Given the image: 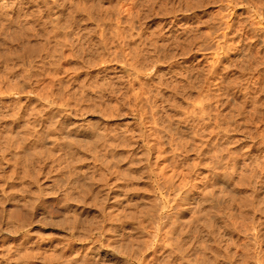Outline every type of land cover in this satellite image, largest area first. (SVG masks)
<instances>
[{
	"label": "rangeland",
	"instance_id": "1",
	"mask_svg": "<svg viewBox=\"0 0 264 264\" xmlns=\"http://www.w3.org/2000/svg\"><path fill=\"white\" fill-rule=\"evenodd\" d=\"M263 88L264 0H0V264H264Z\"/></svg>",
	"mask_w": 264,
	"mask_h": 264
},
{
	"label": "bare ground",
	"instance_id": "2",
	"mask_svg": "<svg viewBox=\"0 0 264 264\" xmlns=\"http://www.w3.org/2000/svg\"><path fill=\"white\" fill-rule=\"evenodd\" d=\"M252 1H253V0H252ZM254 3H255V2H254ZM251 18H252V17H251ZM259 23H260V22H259ZM260 24H261V23H260ZM226 27H227V26H226ZM228 27H229V28L231 27L230 24H229ZM226 37H227V36H226ZM232 44H233V43H232ZM228 45H229V43H228ZM231 48H232V47H231ZM246 49H247V48H246ZM159 55H160V54H159ZM159 57H160V56H159ZM218 58H219V57H218ZM241 60H242V59H241ZM159 61H160V60H159ZM217 61H219V60H217ZM220 61H221V60H220ZM220 61H219V62H220ZM215 63H216V61H215ZM261 63H262V62H261ZM135 64H136V63H135ZM240 64H241V63H240ZM248 65H249V64H248ZM243 67H244V66H243ZM244 68H246V67H244ZM133 69H134V67H133ZM254 70H256V69H254ZM136 71H137V70H136ZM216 71H217V69H216ZM241 71H242V70H241ZM243 71H244V69H243ZM209 72H211V71H209ZM209 72H208V73H209ZM217 72H218V71H217ZM217 72H216V73H217ZM224 72H225V71H224ZM230 72H231V71H230ZM230 72H229V73H230ZM260 72H261V71H260ZM214 73H215V72H214ZM211 75H213V72H212ZM215 75H216V74H215ZM220 75H221V73H220ZM224 76H225V75H224ZM251 76H252V75H251ZM172 77H173V76H172ZM161 78H162V77H161ZM219 78H220V77H219ZM250 78H251V77H250ZM256 78H257V77H256ZM184 79H186V77H185ZM224 79H225V78H224ZM217 80H218V79H217ZM226 80H227V79H226ZM222 81H223V80H222ZM222 81H221V82H222ZM219 82H220V81H219ZM220 84H221V83H220ZM235 84H236V83H235ZM248 84H249V83H248ZM182 85H183V83H182ZM187 85H188V84H187ZM187 85H186V86H187ZM191 85H192V84H191ZM172 86H173V85H172ZM229 86H230V85H229ZM260 86H261V85H260ZM188 87H189V85H188ZM223 87H224V86H223ZM247 88H248V87H247ZM260 88H261V87H260ZM263 89H264V88H263ZM186 90H187V89H186ZM247 90H248V89H247ZM244 92H245V91H244ZM247 92H248V91H247ZM178 94H179V93H178ZM180 94H181V93H180ZM175 96H176V94H175ZM258 97H259V96H258ZM255 100H256V99H255ZM255 100H254V102H255ZM168 102H169V101H168ZM219 102H220V101H219ZM252 102H253V101H252ZM207 103H208V102H207ZM239 103H240V102H239ZM244 103H246V101H245ZM236 105H237V104H236ZM239 106H240V105H239ZM259 106H260V105H259ZM257 107H258V106H257ZM254 108H255V107H254ZM246 111H247V110H246ZM199 112H200V111H199ZM241 112H242V111H241ZM252 112L255 113L256 110L254 111V109H253ZM245 113H246V112H245ZM254 113H253V114H254ZM257 113H258V111H257ZM200 114H201V113H200ZM242 114H243V113H242ZM258 115H260V114H258ZM203 116H204V115H203ZM238 117H239V116H238ZM245 117H247V116H245ZM243 118H244V117H243ZM262 118H263V117H262ZM220 119H221V118H220ZM231 119H232V118H231ZM244 119H245V118H244ZM246 119H247V118H246ZM248 119H249V118H248ZM248 119H247V120H248ZM250 119H251V118H250ZM250 119H249V120H250ZM239 120H240V119H239ZM231 121H232V120H231ZM215 122H216V121H215ZM229 122H230V121H229ZM248 122H249V121H248ZM231 123H232V122H231ZM220 124H221V123H220ZM220 124H219V125H220ZM239 124H240V123H239ZM239 127H240V125H239ZM231 128H232V127H231ZM246 133H247V131H246ZM217 134H218V133H217ZM250 134H251V133H250ZM250 134H249V135H250ZM246 135H247V134H246ZM247 136H248V135H247ZM263 139H264V138H263ZM243 140H244V139H243ZM251 142H252V140H251ZM243 147H244V146H243ZM245 149H246V148H245ZM244 152H245V151H244ZM221 157H222V156H221ZM232 157H233V156H232ZM217 162H218V161H217ZM221 162H222V161H221ZM250 165H251V164H250ZM231 167H232V166H231ZM251 171H252V170H251ZM251 173H252V172H251ZM217 177H219V176H217ZM217 177H216V178H217ZM217 179L221 182L220 184H222L223 187H227V181H226L225 179H222V180H221V178H220V179L217 178ZM211 185H213V184H211ZM216 188H217V187H216ZM209 193H210V192H209ZM206 194H207V193H206ZM207 195H208V194H207ZM205 197H206V196H205ZM211 198H212V197H211ZM223 198H224V197H223ZM226 201H227V200H226ZM246 201H247V200H246ZM217 204H218V202H217ZM220 206H221V205H220ZM245 209H246V208H245ZM230 212H231V211H230ZM230 214H231V213H230ZM210 215H211V214H210ZM231 215H232V214H231ZM207 217H208V216H207ZM188 223H189V222H188ZM190 224H191V223H190ZM190 226H191V225H190ZM200 227H201V226H200ZM199 229H200V228H199ZM180 230H181V229H180ZM197 231H198V230H197ZM179 233H180V232H179ZM176 247H177V246H176ZM181 247H182V246H181ZM170 248H171V247H170ZM172 250H174V249H172ZM177 250L179 251V247H178ZM133 252H134V251H133ZM174 253H175V252H174ZM181 253H182V252H181ZM130 254H131V253H130ZM115 256H116V255H115ZM173 256H174V255H173ZM178 256H179V255H178ZM138 258H139V257H138ZM124 263H125V262H124Z\"/></svg>",
	"mask_w": 264,
	"mask_h": 264
}]
</instances>
